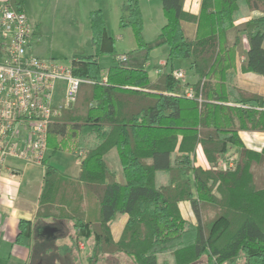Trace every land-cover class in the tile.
I'll list each match as a JSON object with an SVG mask.
<instances>
[{
	"label": "trees",
	"instance_id": "obj_1",
	"mask_svg": "<svg viewBox=\"0 0 264 264\" xmlns=\"http://www.w3.org/2000/svg\"><path fill=\"white\" fill-rule=\"evenodd\" d=\"M7 1L24 11V0ZM241 4L264 13V0H201L197 15L183 10V0H161L165 23L146 41L139 0H125L120 27L136 36L131 52L147 58L156 48L166 50L154 80L143 62L128 59L131 52L118 60L102 10L89 11L93 53L71 61L73 74L92 82H81L74 104L50 124L35 217L18 221L17 241L33 234L54 242L33 241L31 257L37 248L83 264L78 240L84 237L87 264H105L109 256L125 264H264V146L249 149L238 134L264 132V92L229 84L241 57V71L264 77V14L235 24ZM104 54L114 59L106 81L99 63ZM178 58L191 59L195 83L174 77ZM189 87L194 97L184 95ZM199 146L208 169L194 164ZM230 146L237 148L234 166L213 168ZM112 148L123 181L106 165ZM61 151L76 152V176L48 161ZM159 172L164 183L157 182ZM180 201H189L195 225L182 217ZM117 213L127 220L115 240L110 223ZM43 226L53 234L39 233Z\"/></svg>",
	"mask_w": 264,
	"mask_h": 264
},
{
	"label": "built area",
	"instance_id": "obj_2",
	"mask_svg": "<svg viewBox=\"0 0 264 264\" xmlns=\"http://www.w3.org/2000/svg\"><path fill=\"white\" fill-rule=\"evenodd\" d=\"M34 25L24 11L15 10L7 0H0V176L8 160L26 165L43 164L47 155L49 126L62 107L74 104L83 79L73 74L72 61L62 63L41 58L30 52ZM125 61L126 56L118 57ZM184 81L183 69L173 70ZM102 81H106L105 74ZM63 85L59 103L55 102L56 84ZM194 97L191 87L183 92ZM234 158L221 159L233 167ZM79 247L83 248L80 242Z\"/></svg>",
	"mask_w": 264,
	"mask_h": 264
},
{
	"label": "rangeland",
	"instance_id": "obj_3",
	"mask_svg": "<svg viewBox=\"0 0 264 264\" xmlns=\"http://www.w3.org/2000/svg\"><path fill=\"white\" fill-rule=\"evenodd\" d=\"M124 1L125 0H24L23 10L28 15L31 23L33 25L36 24L34 30L36 37L31 42L30 52L38 57L54 58L66 64L71 62L74 56L81 53L84 55L92 54L93 48L91 44L89 11L94 9L102 10L106 29L114 38L116 52L121 56L123 53L134 51L137 47V40L133 30L129 26L124 28L120 27V8ZM139 4L143 14L142 36L146 41H151L158 35L159 26L164 20L161 5L158 0H139ZM244 6L245 5L241 4L235 12V20L237 17H240L241 21L251 17L242 13V11L246 10V8L244 10ZM241 37L242 40L246 41L245 34H241ZM130 55L132 56L131 61L135 60V63L143 62L147 71H150L151 76L155 75L154 69L159 65V60L164 57L163 55L156 56V52L150 53L147 58H144L139 52H131ZM131 56H128V59ZM99 63L101 70L105 71L114 63V59L111 55L104 54L100 57ZM178 67L187 70L190 69L188 66H180L178 62H173L174 70ZM103 74H105V72ZM183 79H186V73ZM256 82L257 81H253V83ZM234 84L242 85V82L237 79ZM63 85L64 84L61 82L56 84L55 102L57 103L60 102ZM233 147L234 146H230L229 149ZM234 152L235 156L232 157L235 160L237 158V151L234 150ZM234 152H232L231 149L230 154L233 155ZM230 154H226V157L231 156ZM113 157H115L117 160L116 163L119 166V159L115 149H112L108 153V162H113ZM224 157H220L219 160ZM197 159L201 160L202 158L195 159L194 164L199 166L196 164ZM48 161L56 165L63 172L64 170L71 172L76 168V164L78 163L77 154L72 151L57 152L51 155ZM211 166L212 165L209 163L208 166L203 169H208ZM225 167L223 162L221 166L217 167L216 165L213 168L220 170ZM156 179H158L157 182H165L166 174H160ZM213 191L216 193L215 189H213ZM33 241L36 243L45 242L54 245L53 240L44 239L41 235H33L32 243H35ZM80 242L83 243V248L81 249V247H79L81 260L83 264H87L85 260L88 252L87 241L84 237H81L80 240H78V244H80ZM33 252L29 264H73L68 255L63 256L55 251L41 252L40 249L35 248ZM125 262L126 261L119 256H109L105 264H125Z\"/></svg>",
	"mask_w": 264,
	"mask_h": 264
},
{
	"label": "crops",
	"instance_id": "obj_4",
	"mask_svg": "<svg viewBox=\"0 0 264 264\" xmlns=\"http://www.w3.org/2000/svg\"><path fill=\"white\" fill-rule=\"evenodd\" d=\"M158 2L161 5V0H158ZM200 3L201 0H183V10L193 15H197L200 9ZM244 10L245 11H242V13L245 15H249V17L251 16L250 18H255L264 14L260 10H249L246 6H244ZM161 11H162V7H161ZM120 14H121V8H120ZM243 21H241L240 17H237L234 23L238 24ZM164 23H165V18L159 26L158 34ZM242 44H243V48L246 49L248 47L247 39L246 41L242 40ZM263 46H264V40H263ZM154 52H156V56L163 55L164 57H162L159 60L158 62L159 65L155 67L154 76H151L150 71H148L151 80H154L157 77V75L161 72V68L165 63V59L167 55L164 47L156 48L152 50L150 53H154ZM241 60L242 57L237 60L235 67L231 71L229 84L234 85L236 87L247 86L259 92H264V77L256 73L241 71L240 70ZM132 62H135V60ZM173 62H178L180 66H184V67L188 66L190 68L189 70L180 67L177 68V69H183L185 71L186 79L184 80V82L192 84L198 80V76L195 74V72L190 66L191 65L190 58H178L175 59ZM106 70L105 71L101 70V72L104 73L106 72ZM237 79H239L240 82H242V85L234 84L236 83ZM253 81H257V82L253 83ZM238 134L243 144L249 149L260 151L264 146V132L241 130L238 132ZM112 149H110L104 155L106 165L110 171L115 173V176L118 181H123L120 161L118 166L115 157H113L112 159L113 162L112 161L108 162L107 160V155ZM231 149L232 152H234V150L237 151L235 147ZM231 149H229V151L226 154L228 153L230 154ZM47 154H48V150H47ZM231 156L234 157L235 152ZM196 158H200V159L202 158L204 160L203 161L202 159L201 160L197 159L196 162L197 165L201 166L202 168H206L208 166L209 163L205 159V156L200 146L197 147L196 149ZM43 169L44 167L42 164L26 165L21 161L11 159L7 161L6 168L3 170V173L0 176V264H29V260L33 248L32 247L33 234L31 235L30 238H23L22 241H17L16 238L19 231L18 221L19 219H26L32 222L34 220L35 212L38 206L39 193L42 186ZM78 172H79V160L74 170H72L71 172L64 170L65 174L72 176H76ZM160 174L163 173L161 172L157 173L156 178H158ZM158 183H164V182H158ZM178 207L180 209L182 217L189 223L195 225L196 218L193 211H191V206L189 201H180L178 203ZM126 220H127V214L117 213L115 218L111 221L110 223L111 234L115 240L118 239V237L120 236L121 230Z\"/></svg>",
	"mask_w": 264,
	"mask_h": 264
},
{
	"label": "water",
	"instance_id": "obj_5",
	"mask_svg": "<svg viewBox=\"0 0 264 264\" xmlns=\"http://www.w3.org/2000/svg\"><path fill=\"white\" fill-rule=\"evenodd\" d=\"M37 231L41 234H45V235H52L54 230L51 229L50 227L48 226H43L41 228H37Z\"/></svg>",
	"mask_w": 264,
	"mask_h": 264
}]
</instances>
